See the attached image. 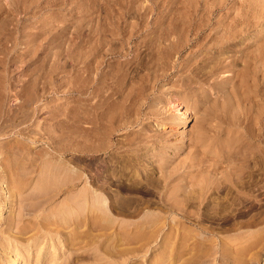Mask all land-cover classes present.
<instances>
[{
  "label": "bare ground",
  "instance_id": "obj_1",
  "mask_svg": "<svg viewBox=\"0 0 264 264\" xmlns=\"http://www.w3.org/2000/svg\"><path fill=\"white\" fill-rule=\"evenodd\" d=\"M217 1L213 0V2L216 3ZM224 1L223 3H225ZM235 1L233 0L234 4ZM240 1L243 3L242 0H239V3ZM154 2V7L152 10L150 9L154 17V22L151 23L153 35L152 38L147 36V39L151 38L150 41H147V43L150 42L149 46H152L151 50L148 47L151 51L149 52L151 59L148 60L149 63L147 64V57L141 56L139 65L137 64V66H140L138 68L139 70H147V79L149 80L146 81L147 83H151H148L150 84V88H148L149 86H145L140 90L141 85H135L138 80L140 81L141 79V81H143V78L138 75V70L135 71L134 69V72L136 73H131L129 75L128 72L127 74L124 73L128 70L129 67L127 68V65L129 64H127L126 67L124 66L127 70H125L123 74H126L127 78L125 77L126 80L124 79L125 86H122L121 79L124 77L122 74L118 73L120 70H118V67L114 64V61L117 58L112 62H109V60V63H107L106 61L109 57H107L106 61L104 57L109 54L112 56L116 54L117 51L120 52L123 49H120V51L116 49L117 42L115 41L117 40L114 41V45L116 46L111 47L113 37L111 40L109 39L111 41L110 46L108 44L109 47L107 46L109 41H104L105 38L107 39L109 37V33L112 29H109V31L106 24H104L105 26L102 24L101 27L96 26L95 24L94 26L92 23L90 25L93 26L88 27L89 30L86 34L89 36L86 42L91 44V50H89L90 46L88 47L86 45L88 47L86 50L89 51L87 57L84 56V65H82V67L85 68L83 72L85 71L86 77H84V75L83 77L84 79L86 78V81L84 80L86 87H83L82 85V87L80 86L82 89L86 88L82 91V94L84 93L86 96L85 105H87V107L85 108L87 109L85 110H88L87 119H89L87 123L92 125H88L90 130L88 133L89 137L87 138L90 139V145L87 144L88 139L86 138V141L82 136L81 137L84 140L76 139L75 141L74 138L71 137L72 135L74 136L75 133H72L71 135L69 132L70 136L62 134L63 136L71 137L70 140H68L69 138L67 139L62 135H59L60 133L57 134V132H60L59 128L56 134H54V131H56L54 129L55 127L50 124L48 127L47 125L43 127L41 129L42 131L40 130V132L44 131L42 134H45V136L47 134L48 136V141L46 140L45 143L49 149L51 148V150L60 151L61 153H64L71 148L73 150L76 148L81 149V151L83 150V147H81L82 145L78 146L80 143H77L78 145L76 148L75 146L71 147V145L69 148L68 143H70L72 138V141L75 142L84 141L85 143L86 141L84 147L88 148V154H91L92 158L90 161L88 160L90 165H88L89 169L87 168L90 170L89 173L91 174H88V176L86 175V178L89 180H86L87 183L86 181H83L86 183V186L83 183L85 186V188H81L83 190L77 192L75 189L76 192L74 193L72 189V182L79 183L83 176L79 172L80 165L79 169L77 167L72 168L70 167L72 165L68 164L67 160L65 161L63 158L60 159V157L59 159H55L56 157L53 158L52 156L54 153L50 152V150L49 152L52 153V156H50L51 154H49V152H46L47 150L44 151V153L47 155L49 154L50 157L48 156L46 159L43 158L44 160L39 158L42 161L39 164H37L36 157L28 155L29 152L27 154L24 153L23 148L25 146L36 145L45 140V136H35L37 133H35V131L38 127L34 130V136L29 135L28 132L27 134L22 132V123L24 126L26 124L29 129H31L29 130L31 132L33 128L30 127H32L33 124L36 123L35 121L38 120H35V123L33 124H27L24 123V120H21L23 121L22 123L19 121L21 128L18 127L19 124H17L16 120H13L16 122V125H12L13 128L11 127L12 129H10L12 131L11 133H8L4 127L2 128L0 126V154H2V156L0 155V207L5 205L9 209L7 217L4 218L7 229H16L17 231L5 233L14 236L15 241L19 242L21 247L26 245L28 246L26 248H29V246L33 248L34 246L36 247V254L33 256L35 260L32 259L34 264H138L137 257L139 254H144L143 251H145L144 256H147L146 254L148 253L146 252L149 249V243L151 244L157 241H159L160 244L158 242L157 245L155 243V245L152 244L156 249L153 248L154 251H151L150 260L147 264H264V145H262L264 141V122L261 120L263 118L259 119V116L257 115L263 113V111L261 112V110H259V113L254 112L258 117L255 115L253 119L259 123L260 126H257V129L259 130L258 132L254 127L256 133L253 130V134L249 133L248 126H242V118H240L242 114H244L243 117L245 116L247 120H250V117L254 116V113L252 114V107L255 103L252 104L253 99L251 98L252 100L250 101L249 98L250 96L254 97L255 92H252V96L249 93L252 89L247 93L246 88L248 91V86L254 85L253 83L257 80L250 83L249 80L252 77L249 79L247 76H250V74L252 76L253 73H255L254 75L262 73L261 75L263 76L264 43H261L260 46H255L256 49L252 51L254 52V55L253 53H248L250 50H253V48H249V50L246 46L254 43L257 38L260 37L261 33L258 32L255 35L250 33L252 36H249V34L248 37L251 40L253 39L252 42L247 39L246 35V37H244L243 32L246 34V32L255 29L248 24V28L246 27L245 31V27L239 24L241 23L239 22L240 19L243 18L239 15V19L235 16L232 22L231 20L229 21V25H224L226 24L224 21H227L224 18L225 16L223 17L221 15V11L224 7L222 8L220 5L212 3V0H180V8L179 6L169 8L168 4L171 3L169 2L167 3V8L169 9L166 11H161L162 9L159 6L160 4H158V0ZM219 2L220 1H218V3ZM221 3L222 1L219 4ZM225 4H223V6ZM165 5L164 1V6ZM230 5L232 6L233 3ZM230 5H228V8H231ZM239 6L240 5H238V8ZM170 7L172 6L170 5ZM234 7L232 8L234 9ZM250 7L253 8V12H250L256 13V16L259 18L258 20L264 18V0H256L253 4H249L248 9ZM232 8L231 10H233ZM240 8L238 10L236 9V11H240ZM241 9V11H245L243 10L244 8ZM226 10L227 13L229 12L231 14L230 9V11L228 9ZM142 11L145 12L143 14L146 16L147 10L144 9L141 10V12ZM233 11L235 12V10ZM240 12L235 13L241 14ZM227 13L223 15L229 17ZM143 14L139 13V16ZM251 15L253 16L254 14ZM251 20H253V17ZM144 23L146 25V20H144ZM140 24L141 23H139L138 26H140ZM103 27H106L105 29L109 31V33L106 32L108 34L105 33ZM144 27L141 30L143 32L142 34L148 35V32L150 31L148 30L147 33H144V31L146 28H149L146 27L144 29ZM112 28L114 27L112 26ZM128 28L131 30V26H128ZM133 28L135 29V27ZM116 29H119V27ZM125 29L127 28L125 27ZM139 29L140 28L137 30L139 31ZM77 30L79 31V29ZM119 31L121 33V30ZM119 31L117 32L119 33ZM208 31L210 32L208 33ZM80 32L82 31L80 30ZM117 32L116 34H118ZM104 33L108 36L104 37ZM112 33V35H115L114 38L119 36V34H114L115 31ZM130 33L125 35L131 37ZM136 34L138 35V33ZM136 34L134 36H137ZM127 36H125V39H127ZM263 36L264 35H262V37ZM145 37L146 36H144V38ZM121 39H123V37ZM135 39L136 37H134V40ZM245 40H248V42L250 41V43L247 44V41L245 42ZM77 42L81 44V42ZM118 42H120V39ZM128 43L130 44L132 42L129 41ZM143 43H146V41ZM73 44L72 46H75ZM121 45L118 47L123 48V44ZM86 46L81 47L86 48ZM145 46H147V44ZM133 47H135V45ZM145 48L146 51H148L147 47ZM246 48L249 50L248 52H246ZM102 49L103 54L101 53ZM78 50H80L79 47ZM142 51H140L139 54H141ZM82 52L84 54V51ZM125 52L123 54L126 55L128 52ZM235 52L240 54L236 56L233 54ZM78 54L79 53L76 55ZM147 55L148 54H146V56ZM73 58L74 57H72V59ZM77 60L76 62L78 63L80 58L78 61ZM126 61L128 62L130 60L128 59ZM165 61H170L172 64L165 63ZM135 62L137 63V60ZM160 62H162L161 64L164 63L162 69H160ZM199 62L202 64H198ZM205 62H207V64ZM133 65L135 66V64ZM135 68L137 67L135 66ZM78 69L80 68L78 67ZM78 69L76 68L74 71L80 74L81 72L79 73L77 71ZM116 70H118V72ZM159 70H161V72H158ZM222 70L227 73L228 77L229 75L231 76L229 77L230 80H226L227 82H225L224 79L222 82H215L213 79H218L219 77L216 78L217 75L214 78L212 77L217 73L219 74V72H223ZM144 73H142V76H146ZM178 73L180 74L177 75ZM174 76H176V78L179 76L178 80L176 79V82L179 81L180 84L179 82L178 84L175 82L179 86V88L177 87L179 90L176 88L177 97L179 96V103L174 111H170V106L168 108V104H166L167 100L164 97L165 95L159 92L160 95L153 97V94L157 87V89L163 90L161 87L165 85L164 81H169L171 80L170 78H175ZM145 79L146 78H144V80ZM78 80L80 81V79ZM109 80H111V82ZM78 82L76 85H78ZM203 84H209L210 88L216 90V94L217 92L219 95L221 94L220 97H223V102L211 103L214 99L211 100L210 97L208 98L211 100L209 101L210 103L204 102V99H207L209 94L211 96L212 90L209 88L208 91L210 93L206 92L202 88ZM255 85L257 84L255 83ZM74 87L76 86L74 85L73 88ZM166 87L164 92L165 90H167L166 92L169 91ZM171 88L173 89V87ZM200 88L203 90L202 95L199 93ZM254 88L256 89V87L253 86V90ZM102 90L103 92H101ZM173 90L175 92V89ZM73 91L75 95H78L81 89L77 86ZM123 91H126V93ZM138 92L140 94V102L137 100L135 101L134 99V96ZM199 95L201 96L200 98ZM219 95L215 96L219 98ZM247 95H249V97H247ZM37 97H39V95H37ZM75 98L73 97L74 100H76ZM190 98L192 100H190ZM255 98H257V96ZM77 99L79 100V98ZM186 99L190 100L191 104L188 106L194 110V113L188 112V103ZM262 99H264L263 96ZM74 100L73 103H77L76 101L74 102ZM215 100L218 101L216 98ZM258 102H260V100ZM259 104L262 106V103ZM77 105L79 104L77 103ZM77 105L75 106L77 107ZM256 107L260 106L258 105ZM74 108L73 110H76ZM77 109H79V107ZM81 109H84V107ZM85 110H83V112ZM253 111L257 112L256 108H254ZM48 112L53 113L50 109ZM72 112L79 117L77 111ZM219 112L220 114H224L219 116L223 117V119L218 118L219 120L221 119L219 123L215 120L218 124L215 125L213 122V116L216 117L217 115L218 117ZM73 116L75 117V115ZM73 116L71 119L75 120ZM80 116L82 117V115ZM83 116L84 118L86 117L84 114ZM81 117L79 118L80 121ZM211 117L213 118L212 120H210ZM51 119L53 120V118ZM246 119L245 124L247 125L248 121H246ZM49 120L47 119V121ZM193 120L194 123L190 126V123H192ZM13 121L12 123H14ZM80 121V125L82 124L83 126V121L82 123ZM26 122L29 123V121ZM256 122L254 126H256ZM60 124L62 125L61 122ZM60 124L58 126L62 129ZM139 124L142 125L141 128L139 127V129L137 128L135 130V127ZM35 125L39 126V129L41 128V123ZM43 125L44 124L42 123V126ZM74 126L75 123H73V127ZM77 126V128L80 127L79 125ZM167 127L177 129L175 134H177L178 137L176 136L177 138L175 137V140L172 138L174 137V134H172V137L170 136L171 134L168 135L170 130L166 131ZM249 127L251 128V122ZM65 128L66 127H63V129ZM86 128L87 127H85V130ZM73 129L75 130V128ZM75 131L77 133L78 130ZM250 131H252V128ZM32 133L33 132H31V134ZM135 133L137 135H133ZM12 134H16L21 138L18 139L13 137L16 139H13V142L16 141L15 146L18 151L14 148L15 146L13 145V142L12 145L10 144L11 147L17 151L16 154L18 155V158L13 154L16 159H13L15 164L12 161L13 164H11L9 161L11 160L9 157H13V155H9V153L6 152V146L9 143L8 139H11L8 137L12 136ZM115 136H119L122 139L118 138L119 140L115 141ZM4 137H7L8 139L5 141ZM42 138L44 140H41ZM65 140L68 141L64 142ZM11 141L12 140H10V143ZM86 144L88 146H85ZM74 145H76V143H74ZM47 146H45V148ZM14 149L12 151H14ZM97 153L105 154L106 156H103L105 159L98 162L96 159L97 157H94ZM37 154L40 155L43 153L40 152ZM32 156L36 155L33 153ZM25 157L29 158V160L26 158L28 163L24 160ZM80 158L78 157V159ZM76 163H74V165L77 166ZM15 165L18 166V170H16ZM84 165L86 164L84 163ZM39 166H42L41 169H39L40 171H38ZM19 168L25 170L20 172ZM81 169L83 168L81 167ZM29 178L32 179L30 183H28ZM141 178H143L144 181ZM138 179L142 180L144 185L142 181ZM141 187H143V189ZM123 189L125 191L129 190L127 194L134 192L132 191L133 189H139L141 192H148V195L151 193L155 198L153 197L154 199L152 198V200L151 196L149 198L151 200H144L145 194H143L142 197L144 199L140 198V200H132L129 195L126 196L127 194H121ZM28 190H31V192L27 193ZM115 190L119 191L116 192ZM25 192L27 193V196H24L26 194ZM63 193H67V195L64 194L66 197L61 199L63 201L60 203L56 201V203L59 204L56 207L54 201ZM136 193L133 194L136 195ZM139 197L136 199H139ZM17 201L20 204L17 203ZM16 204H19V206L23 208L22 209L19 206L17 207L22 209V211L20 210V212L15 213ZM51 204H53L52 206L54 207H50ZM29 209H31V211L37 209H39V211L41 210L40 215H38L39 212L35 213L34 218L36 220L34 218L27 219V217H25V212ZM72 209H74V214L79 217L77 218L78 220H75L76 223L74 226H72ZM32 213L33 212L29 213V215ZM117 213L119 215L123 214L121 217L118 215L121 219L126 216H128V218L130 217V220L134 223L132 231L135 235L131 236L128 231L129 228L127 229L129 232L128 234L125 230L126 228L123 227L120 234L118 229V233H115L116 235L114 234V237H112L111 234V238H108L109 235L106 233V229L110 227V222L113 224L114 220L118 217H116ZM167 215L172 217L176 223H172L169 232H162L161 234V232L158 231L161 229V225H164L163 221H165V218L161 223H158V221L159 219L162 220V218ZM51 216L53 217V222ZM134 216L140 217V221H137L139 218L133 219L136 220L133 221L131 217ZM30 217H32V215H30ZM54 217H57V220L59 218L62 219V223L66 222L73 228L68 229L70 232H59V228H54ZM119 217L117 219H120ZM243 217H246L247 219L240 220ZM48 218H50L51 221L48 222ZM105 222L110 225H107ZM174 224H178V227H175L176 225L174 226ZM52 225L53 228L51 227ZM145 225L147 226L144 228ZM35 226L38 231L33 229ZM81 226H84V228L87 229V231L82 229L85 233L82 231L80 232L77 229ZM94 226L96 228H94ZM253 227L260 228L261 232H250L249 230ZM29 229L32 231L27 232ZM90 229H95L96 232H92ZM97 230H99V232H97ZM102 230H105V232ZM160 235L161 237L158 240ZM62 247L65 248V250L70 251V253L67 251L69 254L67 253L68 255L65 256L66 258L64 257V260L59 261L62 259V254H64L60 251V248L62 249ZM29 249H27V251ZM254 249L256 250L254 251ZM80 250L83 252L81 251L82 253H80ZM29 252L28 255L30 254ZM22 253L21 249L20 251L19 249L15 250L16 255L11 256L9 253L10 257L8 256V264H19L20 260H22L21 258H23V255L25 254L22 255ZM28 255L27 258L29 261L25 258L26 263L31 262L30 255L29 257ZM141 260L143 261V259Z\"/></svg>",
  "mask_w": 264,
  "mask_h": 264
},
{
  "label": "rangeland",
  "instance_id": "obj_2",
  "mask_svg": "<svg viewBox=\"0 0 264 264\" xmlns=\"http://www.w3.org/2000/svg\"><path fill=\"white\" fill-rule=\"evenodd\" d=\"M154 1H156V0H153V2H152V0H0V92H2V93H0V126L3 128L4 127V129H6V131L8 132V133H11L12 131L10 130V129H12L13 127H12V125L14 124V125H16L15 123L17 122V124H19V128H21V129H23L22 130V132H24V133H26L27 134V132L29 133V135H33L34 136V134L37 132V133H40V134H37L36 133V137H37V135H40L41 137H44L45 136V134H42L43 132H40V130L43 128V127H45L46 125H47V127L49 126V124L50 125H52V126H54L55 128V130L56 131H54V134H56V132L58 131V128L60 129V132H57V134L58 133H60L59 135H69L70 136V133H71V135H72V133L74 134V136L72 135L71 137H73L74 138V140L76 141V139L77 140H86V138L87 137H89L88 136V133H89V130H90V127L88 126V125H90V123H87L88 122V120L89 119H87L88 118V110L86 111L85 109H87V108H85V107H87V105H85V103H86V101H85V98H86V96L84 95V93L82 94V91L84 90V89H86V88H84V89H82V88H80V86L82 85L83 87H86V84H85V79H84V77H86V74H85V71L83 72V70L85 69L84 67H82V65H84L83 63H84V56H86L87 57V54H88V51L89 50H91V44L90 43H87L86 41L88 40V38H89V36L88 35H86L88 32V27H92L94 24L96 25V26H101L102 24L104 25V24H106V26H107V29L109 30H111L112 32L113 31H115V33L114 34H116V32L117 31H119V30H121V33H120V31H119V36H117L119 39H120V42H118L119 41V39L116 37V38H114V36L115 35H112L113 33L110 31V33H109V31L107 30V29H105L104 27V29H105V33L106 32H108L109 33V37L106 39L105 38V40L104 41H106V42H108L107 43V46H108V44H109V46H110V44H111V39H112V37H113V39H112V44H111V47H115L116 45V49H118L119 51H120V49L122 50V51H120V52H116V54H114V55H112L111 56V54H109V55H105L106 57H104V59H105V61H106V59H107V57H109L108 58V60L106 61L107 63H109V62H112V61H114L116 58V60L114 61V64H116V67H118L117 69L118 70H120L119 72H118V70H116L118 73H120V74H122L123 75V77L124 78H122L121 79V81H122V83H121V81H120V83L122 84V86L124 85L125 86V80H126V74H127V72H128V75L129 74H131V73H136V72H134V69H135V71L136 70H138L137 72H138V75H140V77L141 78H143V81H141V79H140V81L138 80L137 82H136V86H137V84H138V86H139V84L141 85L140 86V90H142L145 86H149L148 88H150V82H148V83H150V84H148L147 83V81L149 80V79H147L148 78V73H147V70L145 71H141V69L139 70L138 68L140 67V66H137V64L139 65V60H140V57L142 56H144V57H147V61L148 60H150L151 59V56H150V53L149 52H151L150 50H151V47L152 46H149L150 45V42H148L147 43V41H150V39L152 38V35H153V30H152V24L151 23H153L154 22V20H153V15H152V8L154 7V5H153V3H155ZM159 1V3L158 4H160L159 6L161 7V11H166V10H168L169 8H173V7H177V6H181V4H180V0H178V2H177V0L175 1V0H158ZM162 1V2H161ZM164 1H165V6H164ZM168 1V2H167ZM175 1V3L173 4V2ZM217 1V0H216ZM218 1H222V5L221 4H219L218 3ZM217 1V3L216 2H213V0H212V3H216V5H220L222 8L224 7V9L221 11V15L225 18V20H227V21H224L226 24H224V25H229L228 23H230L229 21L231 20V22L233 21V18H235V16H236V18H238L239 19V16L240 17H243V18H241L240 19V21L239 22H241V23H239V24H241L243 27H245V31H246V27H247V25L248 24H250V26H253V29H255V30H251V31H248V32H246V34L243 32V36L244 37H246L247 36V39H249V37H248V35L250 34V33H253L254 35L255 34H257L258 32H260L261 34H260V37L259 38H257V40L254 42V43H252V44H249V45H245L248 49L250 48V49H252L253 48V50H250V52H248L249 50L246 48V52H248V53H253V55H254V52H252V51H254L255 49H256V47L257 46H260L261 45V43H264V36L262 37V35H264V18L263 19H260V20H258L259 18H258V16H256L257 14L256 13H251V12H253V8H249L248 9V7H249V4L251 5V4H253L254 3V1H256V0H242L243 1V3H241V1H240V3H239V0H234L235 1V4H236V6H235V4H234V2H233V0H227V1H224V0H218ZM223 1L226 3H223ZM233 3V5L231 6L230 4H232L231 2ZM245 1H247V2H245ZM169 2H171V3H169ZM178 4H177V3ZM229 2V3H228ZM163 4V6H162V4ZM167 3H169L168 4V6H169V8H167L168 6H167ZM238 3V4H237ZM249 3V4H248ZM223 4H225L224 6H223ZM153 5V6H152ZM170 5L172 6V7H170ZM228 5H230L231 6V8L232 7H234V9L233 10H235V12L236 13H238V12H240L242 9L241 8H244L243 10H245V11H241L240 13L243 15H241V14H236L233 10H231V8H228L229 6ZM238 5H240L239 6V8H240V11H236V9L238 10L239 8H238ZM180 6H179V8H180ZM227 6V7H226ZM248 6V7H247ZM151 7V8H150ZM165 10H164V9ZM246 8V9H245ZM144 9H146L147 11H146V16H145V14H143V13H145V12H141V10H144ZM148 9H149V12H150V14H149V12H148ZM151 9V10H150ZM226 9H230L231 10V14H233L234 15V17H233V15H231L229 12L227 13V10ZM225 10H226V13H227V15L231 18H229V17H227L226 15H223V14H226L225 13ZM229 10V11H230ZM232 11H233V13H232ZM248 11V12H247ZM251 11V12H250ZM224 12V13H223ZM243 12V13H242ZM244 12H245V14H244ZM139 13H141V14H143V15H140L139 16ZM246 13H247V15H246ZM149 14V15H148ZM236 14V15H235ZM251 14H254L253 16L251 15ZM231 15V16H230ZM239 15V16H238ZM251 17H250V16ZM238 16V17H237ZM246 17V19H247V21H246V19H245V17ZM143 17V18H142ZM146 17V18H145ZM150 17V18H149ZM228 19H227V18ZM252 17H253V20H251L252 19ZM256 18V19H255ZM237 19V20H238ZM144 20H146V25H145V23H144ZM153 20V21H152ZM255 20V21H254ZM258 20V21H257ZM142 21H143V23H142ZM152 21V22H151ZM247 22V23H246ZM252 22V23H251ZM259 22V23H258ZM262 22V23H261ZM93 23V25H90V24H92ZM139 23H141L140 24V26H138L139 25ZM244 25H243V24ZM257 23V24H256ZM98 24V25H97ZM100 24V25H99ZM135 25V26H133V25ZM144 24V25H143ZM149 24V25H148ZM253 24V25H252ZM255 24V25H254ZM89 25V26H88ZM94 25V26H95ZM115 25H117L118 27H119V29H116V28H118L117 26H115ZM119 25H121V26H123V27H121V26H119ZM126 25V26H125ZM143 25V26H142ZM240 25V26H241ZM262 25V26H261ZM105 26V25H104ZM112 26L114 27V28H112ZM128 26H131V30H129V28H128ZM135 27V29L133 28V27ZM142 26V27H141ZM144 26H146V27H148L149 29H147L146 27H144ZM249 26V27H250ZM102 27V26H101ZM110 27V28H109ZM121 27V28H120ZM125 27L127 28V29H125ZM143 27H144V29H145V31H144V33H147V31L149 30L150 32H148V35L146 34V35H144V34H142L143 32L141 31L142 29H143ZM151 27V28H150ZM258 28V29H256V28ZM262 27V28H261ZM87 28V29H86ZM122 28H123V30H122ZM133 28V29H132ZM138 28H140L139 29V31L137 30ZM248 28V27H247ZM261 28V29H260ZM77 29H79V31L77 30ZM114 29H116V30H114ZM80 30L82 31V32H80ZM107 30V31H106ZM127 30V31H126ZM134 30V31H133ZM77 31V32H76ZM126 31V32H125ZM135 32V33H133V32ZM136 31H138V32H136ZM257 31V32H256ZM76 34H75V33ZM79 32V33H78ZM131 32V33H130ZM139 32H141V33H139ZM210 31H208V33H209ZM105 33H104V37H106V36H108V35H105ZM108 33H106V34H108ZM130 33L131 35V37H129V36H127L128 34ZM136 33H138V35L136 34ZM207 33V32H206ZM77 34H79V35H77ZM80 34H81V36H80ZM118 34H116V35H118ZM124 34V35H123ZM125 34H127V35H125ZM137 35V36H134V35ZM76 37H75V36ZM133 35V36H132ZM144 35V36H146L145 38H144V36L142 37V36ZM151 35V36H150ZM246 35V36H245ZM78 36H79V38H78ZM87 36V37H86ZM121 36V37H120ZM125 36H127L126 38L127 39H125ZM147 36L148 37H151L150 39H147ZM249 36H252V34H250ZM123 37V39H121ZM134 37H136V39L138 40V38H139V40H138V42H137V40L135 39L134 40ZM74 38V39H73ZM77 38H78V40H77ZM86 40H85V39ZM129 38V39H128ZM132 38V39H131ZM145 40H144V39ZM110 39V40H109ZM127 40L128 42L130 41V42H132V43H128L127 41H125V40ZM141 39H143L142 41H140ZM83 42H82V41ZM115 40H117V41H115ZM132 40V41H131ZM134 40V41H133ZM249 40H251V39H249ZM77 41H79V42H81V44H79ZM117 42L116 43V45H114L115 44V42ZM122 41H123V43H122ZM146 41V43H143V42H145ZM247 41V44L248 43H250V41L248 42V40H245V42ZM253 41V39L251 40V42ZM262 41V42H261ZM74 42H76V43H74ZM86 44H85V43ZM105 42V43H106ZM125 42V43H124ZM74 43V44H73ZM134 43H136V44H134ZM140 43V44H139ZM258 43V44H257ZM260 43V44H259ZM72 44L73 45H75V46H72ZM89 44V45H88ZM121 44H123V48H121L122 47V45ZM133 44V45H132ZM143 44V45H142ZM147 44V46H145ZM79 47V49L81 50H78V47ZM84 45V46H83ZM90 46V48H89V50H86L88 47ZM119 45H121V47H118ZM124 45H125V47H124ZM128 45V46H127ZM135 45V47H133ZM139 45V46H138ZM142 45V46H141ZM85 47L86 46V48H82V47ZM108 46V47H109ZM138 48H137V47ZM251 46V47H250ZM256 46V47H255ZM74 47H76V48H74ZM127 47V48H126ZM129 47H131V48H129ZM142 47H143V49H142ZM145 47H147V50L148 51H146V48ZM150 48V50H149V48ZM255 47V48H254ZM74 48V49H73ZM82 48V49H81ZM135 48V49H134ZM240 48V47H239ZM243 48H244V46H243ZM242 48V49H243ZM73 49V50H72ZM83 49H85V50H83ZM132 49V50H131ZM135 51H134V50ZM144 49H145V51H144ZM75 50V51H74ZM139 51V52H137V51ZM144 51V53H143V51ZM74 51V52H73ZM77 51H80V52H82V51H84V54H83V52L82 53H80V52H77ZM128 52V53H126V52ZM132 51V52H131ZM136 52V53H134V52ZM140 51H142L141 52V54H139L140 53ZM103 52V49H102V51H101V53ZM126 53V55L125 54H123V53ZM131 52V53H130ZM145 52H147V53H145ZM73 53H79L80 54V56H82V57H80L79 56V54L78 55H76V54H73ZM124 55V56H126V57H124L122 54ZM130 53V54H129ZM139 55H138V54ZM143 53V54H142ZM83 54V55H82ZM103 54V53H102ZM128 54V55H127ZM146 54H148L147 56H146ZM233 54H235L236 56L237 55H239L240 53H238V52H235V53H233ZM76 55V56H75ZM117 57H116V56ZM120 57H119V56ZM135 55V56H134ZM78 56H79V58H80V60H79V58H78ZM138 56V57H137ZM72 57H74L75 58V61H74V58L72 59ZM85 57V58H86ZM124 57V58H123ZM137 57V58H136ZM82 58V59H81ZM113 58V59H112ZM122 58V59H121ZM130 60V61H126V60H128V59ZM131 58H133V59H131ZM136 58V59H135ZM205 58H206V56H205ZM79 61H78V60ZM124 59H126V60H124ZM76 60L78 61V63L76 62ZM83 60V61H82ZM110 60V61H109ZM119 62H118V61ZM123 60H124V62L126 63H124L123 62ZM131 60H132V62H131ZM134 60V61H133ZM137 60V63L135 62ZM162 60H164V59H162ZM161 60V61H162ZM166 60V59H165ZM73 61V62H72ZM109 61V62H108ZM76 62V63H75ZM81 64H80V63ZM117 62V63H116ZM162 62H164V61H162ZM162 62H160V66H161V68L160 69H162L163 68V64H161ZM170 61H165V63H168V64H172L171 62L169 63ZM207 62H208V60H207ZM207 62H205L206 64H207ZM123 63V64H122ZM130 63H131V65H130ZM149 63V61L147 62V64ZM204 63V64H205ZM121 64V65H120ZM127 64H129V65H127ZM133 64H135V66L137 67V68H135V66L133 65ZM198 64H200V62L198 63ZM202 64V63H201ZM200 64V65H201ZM205 64V65H206ZM78 65V66H77ZM118 65V66H117ZM126 65H127V68H128V70H127V68H125L126 67ZM73 66V67H72ZM77 66V67H76ZM120 66H121V68H120ZM125 66V67H124ZM133 67V69H132V67ZM193 66H194V64H193ZM78 69V67L80 68V69H78L77 71L80 73V74H78L76 71H74V70H76V68ZM115 67V66H114ZM115 67V68H116ZM165 67H167V66H165ZM75 68V69H74ZM81 70V71H80ZM121 70H123V71H121ZM125 70H127V71H125ZM225 70V69H224ZM75 73H74V72ZM115 71V72H116ZM125 71V72H124ZM140 71V72H139ZM223 71V70H222ZM123 72L124 73H126L125 75L123 74ZM146 74H145V73ZM158 72H161V70H159ZM141 73V74H140ZM142 73H144V75H146V76H142ZM180 73H178L177 75H179ZM255 73H253V75L251 76V74H250V76H247L249 79H250V77H252L250 80H249V82L250 83H253L252 81H256V82H254L253 84L254 85H252V86H248V91H247V88H246V92L248 93L251 89H252V91H250L249 93H250V95H252L253 96V93L252 92H255V94H254V97H251L250 96V98H249V100L251 101L252 99L255 101H253L252 100V104H254L253 105V107H252V114L255 112V113H259V110H261V112L263 111V113H264V99H262V96H263V98H264V74H263V76L261 75L262 73H259V75H254ZM80 75V76H79ZM83 75H84V77H83ZM217 75V77L216 78H218V79H213L215 82L217 81V82H222V81H224V79H225V82H227L228 80H230L229 79V77H231L230 75H229V77H228V75H227V73H225L224 71L223 72H219V74L217 73V74H215L212 78H214L215 76ZM80 77V78H77V77ZM83 78H82V77ZM259 76V77H258ZM75 77H76V79H75ZM126 77V78H125ZM172 77V76H171ZM175 78H170L171 80H167V81H164L165 82V85L163 86V87H161V88H163V90L162 89H157L156 88V90H155V92H154V94H153V97L154 96H157V95H160V93L159 92H161L163 95H165L164 97L166 98V100L168 101L169 99V101H168V103H167V101H166V104H168L167 106H168V108H169V106H170V111H174L175 109H176V107H177V104L179 103L178 102V100H179V96L177 97V91H176V88L178 87L179 88V86L177 85L178 84V82H176L177 80H178V77L179 76H177V78H176V76H174ZM256 77V78H255ZM82 78V79H81ZM144 78H146L145 80H144ZM223 78V79H222ZM228 78V79H227ZM253 78H254V80H253ZM261 78H263V79H261ZM78 79H80V81L78 80ZM125 79V80H124ZM177 79V80H176ZM201 79H202V77H201ZM220 79V80H219ZM82 80V81H81ZM85 80V81H84ZM147 80V81H146ZM219 80V81H218ZM227 80V81H226ZM262 80V81H261ZM75 81V82H74ZM78 82V85H76L77 84V82ZM110 82H111V80H109ZM124 81V82H123ZM145 81V82H144ZM80 82H81V84H80ZM140 82V83H139ZM141 82H142V84H141ZM163 82V83H164ZM168 82V83H167ZM172 82V83H171ZM177 84H176V83ZM75 83V84H74ZM124 83V84H123ZM143 83H144V86H143ZM255 83L258 85V87H257V85H255ZM263 83V84H262ZM111 84V83H110ZM146 84H148V85H146ZM167 84V85H166ZM171 84V85H170ZM179 84H180V82H179ZM249 84V83H248ZM78 86L79 87V89H81V91L79 92V93H81V94H79L78 93V95L76 94L75 95V93H74V88H76V87H74L73 88V86ZM169 85V86H168ZM176 85V86H175ZM250 85V84H249ZM81 86V87H82ZM166 86H168V87H166ZM173 87V89H175V92H174V90L171 88V87ZM205 88H207V89H205ZM253 86L254 87H256V89L254 88V90H253ZM263 86V87H262ZM143 87V88H142ZM165 87L170 91H168V92H166L167 90H165V92H164V89H165ZM175 87V88H174ZM73 88V89H72ZM137 88H139V87H137ZM177 88V90H179ZM202 88H203V90H205L206 92H209L208 91V89L210 88V86H209V84H203L202 85ZM105 89V88H104ZM211 90V96H210V92L209 93H207V94H209V96L207 97V99L210 97L211 98V100L212 99H214V101L212 102L211 100H207L206 98L204 99L205 101L204 102H208V103H210L209 101H211V103H215V102H219V103H221V102H223V97L221 98L220 96H221V94L219 95V93L217 92V94L215 93L216 92V90H214L213 88H210ZM125 90V89H124ZM139 90V91H140ZM160 90V91H159ZM201 88H200V94L202 95V91H203ZM138 91V90H137ZM173 91V92H172ZM214 91V92H213ZM263 93H262V92ZM101 92H103V90L101 91ZM123 92H125L126 93V91H123ZM122 92V93H123ZM164 92V93H163ZM256 92H257V95H256ZM168 93V94H167ZM161 94V95H162ZM171 96H170V95ZM173 94H175V95H173ZM37 95H39V97H37ZM117 95V94H116ZM115 95V96H116ZM138 95V96H137ZM169 95V96H168ZM173 95V96H172ZM215 95H219V98L218 97H216ZM136 96V97H135ZM134 96V99H135V101L137 100V101H139L140 102V100L141 99H139L140 97V94H139V92L136 94ZM257 96V98H255ZM41 97V98H40ZM73 97L76 99V100H74L73 99ZM167 97H169V98H167ZM172 97V98H171ZM198 97V96H197ZM201 96L199 95V98H200ZM216 99H218V101L217 100H215V98ZM247 97H249V95H247ZM259 97V98H258ZM35 98H36V100H35ZM77 98H79V100L77 99ZM98 98V97H97ZM137 98V99H136ZM192 98V97H191ZM190 98V100H192ZM252 98V99H251ZM38 99V100H37ZM40 99V100H39ZM82 99H84V100H82ZM139 99V100H138ZM203 99V98H202ZM258 99V100H257ZM73 100H74V102L76 101L79 105H77V103H73ZM80 100H81V102H80ZM177 100V101H176ZM188 100L189 99H186V101H187V107H188V112L189 113H194V110L192 109V108H190V106H188V105H190L191 104V102H190V100H189V102H188ZM260 100V102H258ZM36 101V102H35ZM39 101V102H38ZM84 101V102H83ZM248 101V100H247ZM257 101V102H256ZM83 102V103H82ZM82 103V104H81ZM207 103V104H208ZM259 103H262V106H261V104H259ZM74 104V105H73ZM85 106H84V105ZM75 105H77V107L75 106ZM173 105H175V106H173ZM248 105V104H247ZM260 106V107H256V106ZM75 108H74V107ZM82 106V107H81ZM255 106V107H254ZM79 107V109H77ZM83 108L84 107V109H81V108ZM261 107H263V108H261ZM40 108V109H39ZM73 108L74 109H76V110H73ZM254 108H256V110H257V112L256 111H253L254 110ZM258 108V109H257ZM39 109V110H38ZM50 109V111L51 112H53V113H50V112H48V110ZM53 109V110H52ZM192 109V110H191ZM38 110V111H37ZM80 110V111H79ZM83 110H85L84 112H83ZM72 111H77L78 112V116L79 117H77L76 116V114L74 113V112H72ZM198 111V110H197ZM56 113V114H55ZM81 113V114H80ZM86 113H87V115H86ZM253 114L254 116H252V115H250V116H252V117H250V120L248 119H246V117L244 116L243 117V115L244 114H242V116H241V114H240V118H242L241 119V121H242V126L243 125H245V126H243V127H247V128H249V133H251V134H253V130H254V132L256 133V131L258 132L259 130L257 129V126H260V124L259 123H257L254 119H253V117H255V115L256 114ZM263 113H260V114H257L256 116L260 119V118H263V119H261L262 120V122H264V114ZM53 114V115H52ZM83 114L86 116L85 118H84V116H83ZM215 114V113H214ZM56 117H55V116ZM73 115H75V117H77V118H75ZM80 115H82V117L80 116ZM216 115V114H215ZM221 115H224L223 113H221L220 114V112H219V114H218V117H217V115H216V117L215 116H213V118L211 117V119L210 120H212L213 119V122H214V124L215 125H218L217 123H219L220 122V120L221 119H223V117H219V116H221ZM262 115V116H261ZM53 116V117H52ZM72 116H73V118L75 119V120H73V119H71L72 118ZM81 117V121H80V118ZM209 117V116H208ZM49 120H52L51 118H53V120L51 121V122H49V121H47V119ZM56 118V119H55ZM217 118V119H216ZM218 118H221L220 120L218 119ZM246 119V121H248L247 122V125L245 124L246 122H245V119ZM83 119V120H82ZM85 119V120H84ZM13 120H16V122H14ZM21 120H24V123H27V124H33V123H35V124H38V123H41V128L39 129V126H36L35 124H33V126L32 127H30V128H33V130L31 131V132H33L32 134H31V132L29 131V130H31V129H29V127L25 124V126H24V124L22 123L23 121H21ZM35 120H38V121H35ZM55 120V121H54ZM76 120H78V121H76ZM215 120H217L218 122L216 123L215 122ZM254 120L255 122H256V126H254L255 125V122H254V124H253V122L252 121ZM12 121L14 122V123H12ZM19 121L22 123V125L25 127H23L20 123H19ZM26 121H29V123L28 122H26ZM35 121V122H34ZM40 121V122H39ZM41 121H43V122H41ZM54 121V122H53ZM77 122V124H76V122ZM79 121L82 123V121H83V126H82V124L80 125V123H79ZM84 121H86V122H84ZM251 122V128H252V131H250L251 130V128L249 127V125H250V122ZM3 122V123H2ZM38 122V123H37ZM53 122V123H52ZM60 124V122L62 123V129H63V127H66L65 129L68 131H66L65 129H61V127L60 126H58L59 124ZM243 122H244V124H243ZM42 123L44 124L43 126H42ZM55 123H57L56 125H54ZM73 123H75V126L73 127ZM194 123V120H193V122L192 123H190V126H191V124H193ZM2 124H3V126H2ZM249 124V125H248ZM258 124V125H257ZM9 125H11V126H8ZM20 125H21V127H20ZM77 125H79L80 127L79 128H77L78 126ZM140 125V126H139ZM138 126H136L135 127V130L138 128L139 129V127L141 128V124H139ZM214 125V126H215ZM5 126H7V127H5ZM77 126V127H76ZM82 126V127H81ZM90 126H92V125H90ZM189 126V127H190ZM12 127V128H11ZM17 127V128H18ZM37 127H38V129H37ZM85 127H87L88 128V130H87V128H86V130H85ZM188 127V128H189ZM254 127L256 128V131H255V129H254ZM27 128V129H26ZM57 128V129H56ZM73 128H75V130H78L77 131V133H76V131L73 129ZM81 128V129H80ZM171 127H167L166 129V131H172V132H168V135H170L171 137L173 136L172 134H174V137H172L174 140L178 137V135L177 134H175L176 132H177V129L176 128H171ZM259 128V127H258ZM39 131H37V130ZM45 129V128H44ZM73 129V130H72ZM241 129H243V128H241ZM34 130H36L35 131V133H34ZM83 130V131H82ZM84 130H85V132H84ZM10 131V132H9ZM26 131V132H25ZM42 131V130H41ZM64 133H63V132ZM73 131V132H72ZM75 131V132H74ZM87 131V132H86ZM66 132H67V134H66ZM70 132V133H69ZM14 133V132H13ZM23 133V134H24ZM79 133V134H78ZM85 134V136H84V134ZM26 134H24V135H26ZM82 134V135H81ZM62 135V136H63ZM76 135H78L79 136V138H78V136H76ZM133 135H137L136 133L135 134H133ZM84 138H82V137ZM177 136V137H176ZM225 136V135H224ZM18 138V139H21L19 136H17L16 134H12V136H10V137H8V138H11V139H8L7 137L5 138L4 137V140L6 141L7 139H8V141H9V143H8V145L6 146V152L7 153H9V155H13V154H15L16 156H17V158H18V155L16 154V152L18 151L17 150V148H16V146H15V142L16 141H14L13 142V139L14 138ZM40 137V138H41ZM48 136H47V134H46V136H45V140L42 138L41 140H44V141H42V142H40V143H38V144H36V145H30V146H25L23 149H24V153L25 154H27L28 152H29V154L28 155H31V157H36L37 158V164H39V163H41L42 161L41 160H44V159H46L48 156H49V154H51L50 156H52V153H54L53 154V158H55V159H59V157H60V159H62L63 158V160H67V162H68V164H70V165H72V166H70V167H72V168H74V167H77L78 169H79V165H80V170H79V172H80V174H82L83 176H82V178H81V180H80V182L79 183H77V182H72V189H73V191H74V193L77 191H81V190H83V189H81L82 187L83 188H85V186H86V183H87V181L89 180L88 178H86L87 176H88V174L90 175L91 173H89L90 172V170H88L89 169V166L88 165H90V159L92 158L91 157V154H88V151H87V147H84V144L86 143V141H85V143H84V141H79V142H75V141H72L73 140V138L71 139V141H70V143H68V146H69V148H70V145H71V147L73 146H75V148H76V146L78 145L77 143H80L78 146H81V147H83V150L81 151V149H75V150H73L72 148L71 149H68L66 152H64V153H61L60 151H54V150H51V148L49 149V147L47 146V144L45 143L46 142V140L48 141V138H47ZM63 137H66L68 140H70V138L71 137H67V136H63ZM76 137V138H75ZM81 137V138H80ZM176 137V138H175ZM3 138V137H2ZM47 138V139H46ZM117 138V139H116ZM122 139L121 137H119V136H115L114 137V140L115 141H117V140H119V139ZM88 139V138H87ZM263 139H264V137H263ZM1 140V139H0ZM10 140H12L11 141V143H10ZM14 140H16V139H14ZM68 140H65L64 142H67ZM90 139H88V141H87V144H89L90 145V141H89ZM95 140V139H94ZM12 142H13V145L15 146L14 148L17 150V151H15V149L13 148V147H11V145H12ZM82 142H83V144H82ZM42 143V144H41ZM74 143H76V145H74ZM11 144V145H10ZM65 144V143H64ZM67 144V143H66ZM85 145V146H88V145ZM262 145H264V141H263V143H262ZM34 146V147H33ZM45 146H47L46 148H45ZM32 148V149H30V148ZM38 147V148H37ZM80 147V148H81ZM28 148V149H27ZM42 148H43V150H42ZM9 149V150H8ZM14 149V151H12ZM25 149H26V151H25ZM34 149V150H33ZM86 149V150H85ZM263 149H264V146H263ZM30 150V151H29ZM47 150V151H46ZM49 150H50V152H52V153H50L49 152ZM73 150V151H72ZM80 150V151H79ZM32 151V152H31ZM43 151V152H42ZM44 151H46L47 153L49 152V154L47 155L46 153H44ZM79 151V152H78ZM36 152V153H35ZM43 153V154H37V153ZM23 153V154H24ZM34 153L36 156H32V154ZM56 153V154H55ZM75 154V155H74ZM1 156H2V154H0ZM15 155H13V157H9V158H11V160H9L10 161V163L11 164H13L12 162H14V164H15V161L13 160V159H15L14 157H15ZM27 155V156H28ZM43 155V156H42ZM45 155H47L46 157H44ZM54 155H56V156H54ZM57 155H58V157H57ZM21 156V155H20ZM38 156H40V157H38ZM49 156V157H50ZM74 156V157H73ZM77 156V157H76ZM87 156V157H86ZM103 156H106L105 154L103 155L102 153H97V155L96 156H94V157H97L96 159H97V161L99 162H101L102 160H104L105 159V157L103 158ZM78 157L80 158V159H78ZM89 157V158H88ZM99 157V158H98ZM26 158H27V160H29V158L28 157H25V159L24 160H26ZM39 158H41V160L39 159ZM44 158V159H43ZM72 159H73V161H72ZM82 159V160H81ZM84 159H85V161H84ZM99 159V160H98ZM16 160V159H15ZM26 160V161H27ZM75 160V161H74ZM76 160H78V161H76ZM89 160V161H88ZM12 161V162H11ZM17 161H19V160H17ZM16 161V162H17ZM80 161V162H79ZM81 161H82V163H81ZM77 162V163H76ZM86 164V165H84V163ZM26 163H28V161L26 162ZM74 163H76L77 164V166L76 165H74ZM27 165V164H26ZM40 165H42V164H40ZM82 165V166H81ZM16 166V170H18L17 169V165H15ZM14 166V167H15ZM86 167V168H84V167ZM42 167V166H41ZM41 167L39 166L38 167V171H40L39 169H41ZM81 167L83 168V169H81ZM88 168V169H87ZM22 170H23V168H22ZM21 170V168H19V171L21 172L22 171ZM25 170V169H24ZM23 170V171H24ZM88 171V172H87ZM94 173V172H93ZM87 175V176H86ZM156 175V174H155ZM154 175V176H155ZM158 176V175H157ZM26 178H28V177H26ZM143 181H144V179L143 178H141ZM31 180L32 179H28V183H30L31 182ZM87 180V181H86ZM138 180H140V179H138ZM142 180H140V181H142ZM27 181V180H26ZM83 181H86V183H84ZM142 181V183H143V185H144V182ZM83 183H84V185H83ZM141 183V184H142ZM81 185V186H80ZM142 186V185H141ZM80 187V188H79ZM142 189H143V187H141ZM140 188V189H141ZM75 189H76V191H75ZM79 189V190H78ZM116 189V188H115ZM73 191H72V193H73ZM116 192L117 191H119V190H115ZM115 191H114V193H115ZM129 190H127V191H125L124 189H123V191L121 192V194H123V195H126L127 194V192H128ZM132 191H134V192H130V193H128L126 196H128L129 195V197H131L132 198V200H140V198L142 199L143 197V194H145L144 196V200H151L153 197L155 198V196H153V195H151V193H149L150 195H148V192H145L144 193V191H142L141 192V190H139V189H136V190H132ZM29 192H31V190H28L27 191V193H29ZM125 194H124V193ZM137 192V193H136ZM141 194H139V193ZM26 193V192H25ZM24 193V194H25ZM27 193L24 195V196H27ZM133 193H136V195L135 194H133ZM64 194L65 195H67V193H63V194H60L57 198H56V200L54 201V203L56 204V207H57V205H59V204H57L56 203V201L58 202V203H60L61 201H63V200H61V199H63L64 197H66V196H64ZM23 196V197H24ZM135 196V197H134ZM140 196V197H139ZM152 196V197H151ZM134 197V198H133ZM139 197V199H136V198H138ZM148 197V198H147ZM151 197V199H149ZM22 198V197H21ZM153 198V199H154ZM20 199V198H19ZM18 199V200H19ZM152 199V200H153ZM135 202V201H134ZM17 203H19L18 201H17ZM53 203V204H54ZM20 204V203H19ZM19 204H16L15 205V213L17 212H20V210L22 211V207L21 206H19ZM53 204H51V206L50 207H54V206H52ZM54 204V205H55ZM20 207V208H22V209H19V208H17V207ZM263 206H264V204H263ZM26 208V207H25ZM2 209V210H1ZM0 264H8V256L10 257V255L12 256V255H16L15 254V250L16 249H19V251H20V249H21V251L23 252L22 253V255L24 256L23 258H21L22 260H20V262H19V264H28V263H26V260H25V258H27V255H28V252L30 253L29 255H30V263L29 264H34V261L32 260V259H34L35 260V258L33 257L36 253H35V251H36V247L34 246V248L33 247H31V246H29V248L31 249H33V251H32V249L30 250L29 248H26V247H28L27 245L26 246H20L19 244V242H16L15 241V238H14V236H12V235H7V233L8 232H17L16 231V229L14 230V229H10L9 230V228L7 229V226H6V223L4 222V218H6L7 217V215H8V213H9V209L7 208V206H5V205H3V206H1L0 207ZM74 209H72V212H73V214H72V217H73V219H72V226H74L75 225V223H76V219L77 218H79V217H77L76 216V214H74V211H73ZM27 212H25L26 214H25V217H27V219H30V218H34L35 217V213L36 212H39V214L38 215H40L41 214V210L39 211V209H37V210H32L31 211V209H29V210H26ZM23 212V213H24ZM31 212H33L32 214H30V215H32V217H30V215H29V213H31ZM36 214V215H37ZM17 215V214H16ZM28 215V216H27ZM116 215V214H115ZM119 214L117 213V215H116V217L118 216ZM120 217L121 216H123V214H120L119 215ZM118 216V217H119ZM124 216H125V214H124ZM52 217V216H51ZM50 217V218H51ZM115 217V218H116ZM117 217V218H118ZM119 217V218H120ZM137 217V218H136ZM134 216V217H131V219L133 220V219H138L137 221H140V217H138V216ZM50 218H48V222L49 221H51L50 220ZM115 219L114 220V222H113V224L110 222V224L111 225H114V223H115V227L114 226H111L109 223H106L107 225H110V227H108V229H106V233L109 235V237L108 238H111V236L112 237H114L117 233H118V229H119V234L122 232V228L123 227H125L126 229V231H127V229L129 228V232H130V235L131 236H133V235H135L134 233H133V231H132V229H133V226H134V223H132V221L130 220V217L128 218V216H126V217H123L122 219L120 218V219ZM165 218V219H164ZM171 218V219H170ZM246 217H243V218H239L240 220H243V219H245ZM35 219V218H34ZM34 219H31V220H34ZM52 219V222H53V217L51 218ZM127 219V220H126ZM129 219V220H128ZM163 219L165 220V221H163ZM238 219V220H239ZM247 219V218H246ZM36 220V219H35ZM59 220H60V222L62 223V219H58L57 220V217L55 218L54 217V223H53V225H55L54 226V228L55 229H60V231L59 232H67L68 231V229L69 228H73L72 226H70V225H68L66 222H63L62 224L59 222ZM74 220V221H73ZM78 220V219H77ZM141 220H143V219H141ZM133 221H136V220H133ZM163 221V223H164V225L162 226L161 224V229L158 231V232H161V234H162V232H169L170 231V229H171V225H172V223H176V222H174V219H172V217H170L169 215H167L166 217H163L162 218V220H160L159 219V221H158V223L160 222H162ZM58 223H59V225H58ZM131 223H132V225H131ZM129 224V225H128ZM179 224V223H178ZM177 224V225H178ZM53 225L51 226L52 228H53ZM62 225V226H61ZM67 225V226H66ZM123 225V226H122ZM128 225V226H127ZM176 224H174V226H175ZM175 226V227H178V226ZM57 226H59V227H57ZM61 226V227H60ZM64 226V227H63ZM131 226V227H130ZM147 225H145L144 226V228L146 227ZM57 227V228H56ZM66 227H68V228H66ZM83 227V228H82ZM81 228V229H80ZM80 228H77L80 232L82 231V232H84V231H87V229H85L84 228V226H81ZM87 228V227H86ZM94 228H96L95 226H94ZM110 228V229H109ZM116 228V229H115ZM149 228V227H148ZM33 229H36L37 230V228H36V226L33 228ZM65 231H64V230ZM74 229H75V227H74ZM82 229H84V231L82 230ZM179 229V228H178ZM76 230V229H75ZM77 230V231H78ZM90 230H92V232H96V230L94 231L93 229H90ZM132 231V234H131V231ZM261 229L260 228H257V227H253L251 230H249L250 232H261L260 231ZM31 232L32 230H27V232ZM34 231V230H33ZM38 231V230H37ZM102 231H104L105 232V230H102ZM127 231V232H128ZM145 231V230H144ZM144 231H142V232H144ZM5 232H7V233H5ZM35 232V231H34ZM68 232H70V231H68ZM73 232V231H72ZM97 232H99V230H97ZM101 232V231H100ZM109 232H111V233H109ZM129 232H128V234H129ZM136 232V231H135ZM149 232V231H148ZM173 232V231H172ZM85 233V232H84ZM116 233V234H115ZM112 234V235H111ZM115 234V235H114ZM127 234V233H126ZM111 235V236H110ZM20 236V235H19ZM160 237H161V235L159 236V238H158V240L160 239ZM159 244H160V242L159 241H157ZM157 242H153V243H149V252H148V250H147V252L146 253H148V254H146L147 256H144L145 255V251H143L144 252V254H139V256L137 257V261L139 262L138 264H147L148 263V261L150 260V254L152 253L151 251H154V249H156L153 245H157L158 243ZM18 243V244H17ZM155 243V244H154ZM25 244V243H24ZM23 244V245H24ZM27 244V243H26ZM153 244V245H152ZM29 245V244H28ZM5 247V249H4V247ZM152 246V247H151ZM3 247V248H2ZM24 247V248H23ZM148 248V247H147ZM154 248V249H153ZM27 249H29L28 251H27ZM151 249V250H150ZM256 249H254V251H255ZM10 251V252H9ZM60 251H61V253H64V254H62V259L61 260H59V261H62V260H64L66 257L65 256H67L69 253H70V251H68V250H65V248H63L62 247V249L60 248ZM69 253H68V252ZM82 250H80L79 252L80 253H82L81 252ZM9 253H10V255H9ZM68 253V254H67ZM29 255H28V257H29ZM142 255V256H141ZM26 256V257H25ZM32 257V258H31ZM65 257V258H64ZM143 257V258H142ZM146 257V258H145ZM149 257V258H148ZM60 259V258H59ZM140 259V260H139ZM141 259H143V261L141 260ZM146 259H147V261H146ZM27 261H29V259L27 258ZM33 261V262H32ZM141 261H142V263H141Z\"/></svg>",
  "mask_w": 264,
  "mask_h": 264
}]
</instances>
